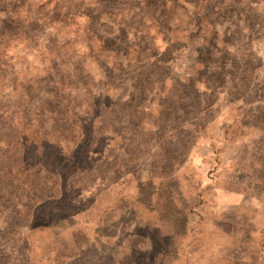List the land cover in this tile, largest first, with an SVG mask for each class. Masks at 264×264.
Returning <instances> with one entry per match:
<instances>
[{"label":"rangeland","instance_id":"rangeland-1","mask_svg":"<svg viewBox=\"0 0 264 264\" xmlns=\"http://www.w3.org/2000/svg\"><path fill=\"white\" fill-rule=\"evenodd\" d=\"M1 43L0 264H264V0H0Z\"/></svg>","mask_w":264,"mask_h":264},{"label":"crops","instance_id":"crops-1","mask_svg":"<svg viewBox=\"0 0 264 264\" xmlns=\"http://www.w3.org/2000/svg\"><path fill=\"white\" fill-rule=\"evenodd\" d=\"M226 192H228V190ZM263 196H264V189L259 190L257 194L251 196H249L248 194H244V200L246 198H251L252 200H254L253 203L254 205L252 206V210L253 213H255L258 217L264 216V202L262 201Z\"/></svg>","mask_w":264,"mask_h":264},{"label":"trees","instance_id":"trees-1","mask_svg":"<svg viewBox=\"0 0 264 264\" xmlns=\"http://www.w3.org/2000/svg\"><path fill=\"white\" fill-rule=\"evenodd\" d=\"M0 47H2V43L0 44ZM26 148V147H25Z\"/></svg>","mask_w":264,"mask_h":264}]
</instances>
